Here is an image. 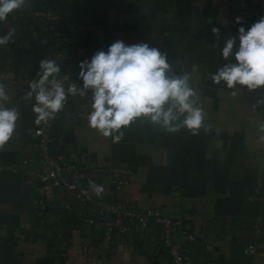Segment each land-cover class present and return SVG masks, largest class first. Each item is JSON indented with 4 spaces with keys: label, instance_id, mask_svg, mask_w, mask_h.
<instances>
[{
    "label": "crops",
    "instance_id": "1",
    "mask_svg": "<svg viewBox=\"0 0 264 264\" xmlns=\"http://www.w3.org/2000/svg\"><path fill=\"white\" fill-rule=\"evenodd\" d=\"M246 1L264 13V0ZM38 2L59 14L89 49L83 60L115 40L158 49L167 58L169 77H189L204 113V127L195 135L186 128L170 133L141 117L123 128L115 143L88 126L92 91L69 95L68 105L55 117L52 142L62 141L67 156L89 172L92 183L79 182L80 188L94 199H120L180 218L183 228L196 235L191 242L178 238L194 264H264V146L259 142L264 86L229 89L211 78L229 62L220 51L236 32L240 0ZM213 28L220 30L219 38ZM0 29L10 35L0 45V84L10 97L4 106L19 114L13 136L0 146V264H172L154 225L117 233L105 250V227L80 221L90 203L79 205L60 191L45 198L25 183L19 168L24 159L38 155L30 130L39 124L35 97H24L28 92L11 80L24 78L25 70L38 80L43 58L25 27L7 20ZM80 70L79 65L72 70L68 86L83 87ZM122 170L131 171L124 186L113 182ZM93 184L104 187L100 196ZM250 245L256 246L255 253L249 252Z\"/></svg>",
    "mask_w": 264,
    "mask_h": 264
},
{
    "label": "clouds",
    "instance_id": "2",
    "mask_svg": "<svg viewBox=\"0 0 264 264\" xmlns=\"http://www.w3.org/2000/svg\"><path fill=\"white\" fill-rule=\"evenodd\" d=\"M26 3L27 0H0V23ZM235 23L242 25V18L236 17ZM212 32L219 38L218 28ZM9 39L10 35L0 36V45L7 44ZM220 55L229 62L212 74L214 84L224 82L229 89L239 85L249 90L264 86V16L247 29L240 26L237 35L225 41ZM79 67L83 87L71 84L66 90L57 79L61 72L57 61L40 62L39 79L30 84L27 93L29 99L35 94L33 111L37 124L55 119L68 95L83 96L91 90L88 126L104 137H112L115 143L123 137L121 130L141 117L150 118L170 133L186 128L195 135L204 127V113L197 106L189 77H169L166 56L147 43L115 40L107 50H98L90 59L81 61ZM9 99L5 86L0 84V146L13 136L19 115L15 108L4 106ZM92 187L97 196L104 192L102 185Z\"/></svg>",
    "mask_w": 264,
    "mask_h": 264
},
{
    "label": "built area",
    "instance_id": "3",
    "mask_svg": "<svg viewBox=\"0 0 264 264\" xmlns=\"http://www.w3.org/2000/svg\"><path fill=\"white\" fill-rule=\"evenodd\" d=\"M261 16H264L261 6L240 0L237 17L242 18V25L237 24L234 36L237 35L240 26L247 29ZM8 21L14 25L25 27L28 38L40 51L43 60L54 59L57 61L61 68L57 79L64 84L67 90L72 80V70L78 67L89 51L79 40L77 34L64 26L63 18L59 14L44 9L39 5L38 0H27L24 8L10 14ZM2 35L3 32L0 29V36ZM2 79L3 77L0 76V80ZM33 81L35 79L26 70L24 78L11 80L25 92L30 91L29 86ZM68 102L69 95L63 109L66 108ZM259 111L264 115V100ZM54 123L55 119L49 120L47 123L41 122L30 130L37 140L38 155L32 159H24L19 168L25 183L36 186L45 198L54 197L60 191L74 203L82 206L90 203L91 210L85 211L80 216V221L89 225L99 221L105 227L103 239L105 250L111 249L117 233L126 234L134 229L145 230L148 226L154 225L161 232V247L168 254L172 264H194L188 256L187 248L182 246L178 238L181 237L183 240L191 242L196 240V235L183 228L180 218L171 217L154 207L139 209L120 199L111 202L94 199L90 191L80 188L79 182L91 184L93 179L89 172L83 171L67 156L62 141L58 140L55 145L53 144ZM259 142L264 146V131L259 136ZM121 172L123 175H117L113 182L124 186L130 181L131 171L122 170ZM39 183H44V185L38 186ZM97 215L101 218L99 219ZM18 234L24 237L23 234ZM87 249L85 246L84 250ZM249 252L255 253L256 246L250 245Z\"/></svg>",
    "mask_w": 264,
    "mask_h": 264
},
{
    "label": "water",
    "instance_id": "4",
    "mask_svg": "<svg viewBox=\"0 0 264 264\" xmlns=\"http://www.w3.org/2000/svg\"><path fill=\"white\" fill-rule=\"evenodd\" d=\"M24 97H28V96H27V93H26V94H24ZM34 97H35V94H33L32 98H34ZM42 185H44V183H39V185H38V186H42Z\"/></svg>",
    "mask_w": 264,
    "mask_h": 264
}]
</instances>
